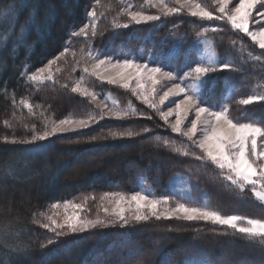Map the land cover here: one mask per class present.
<instances>
[{
	"label": "trees",
	"instance_id": "trees-1",
	"mask_svg": "<svg viewBox=\"0 0 264 264\" xmlns=\"http://www.w3.org/2000/svg\"><path fill=\"white\" fill-rule=\"evenodd\" d=\"M193 1L206 6V0ZM129 6L147 15L159 14L142 0H100L99 4L96 0H0V264H264V245L259 241L208 222L148 219L62 237L35 223L48 222L45 217L53 214L54 203L79 200L92 212L105 192H138L139 177L156 194L186 204L207 206L224 215L264 218V204L249 189L238 195L236 189L224 186L227 182L219 179V170L210 163L204 167L192 156L173 152V146L190 142L174 134L155 110L137 102L128 91L92 76L86 75L82 86L98 93L97 101L110 105L109 96L120 109L131 101L136 114L129 109V115L120 120L97 115L85 130L30 144L12 142L30 140L45 130L46 123L49 130L51 121L100 112L91 97L71 91L73 83L85 75V61L92 63L89 51L98 59L113 61L125 55L135 57L164 71L181 69L182 75L186 64L198 60L200 37L212 41L217 65L228 61L238 69L208 74L204 88L208 105L229 104L232 118L241 122L264 119V101L238 103L258 85L264 93V49L227 21L192 17L186 11L114 28V21L128 23L121 9ZM94 7L98 14L104 12L96 35L89 30L88 37L72 36L90 22L87 13ZM201 28L209 31L198 37ZM66 46L70 51L52 65L54 81L28 80ZM248 52L261 59L249 57ZM21 99H28L32 109L21 105ZM128 131L139 135H111ZM165 140L170 141L168 147ZM191 151L201 154L194 146ZM175 174L188 177L192 198L169 192ZM49 239L54 242L49 244Z\"/></svg>",
	"mask_w": 264,
	"mask_h": 264
},
{
	"label": "snow or ice",
	"instance_id": "snow-or-ice-1",
	"mask_svg": "<svg viewBox=\"0 0 264 264\" xmlns=\"http://www.w3.org/2000/svg\"><path fill=\"white\" fill-rule=\"evenodd\" d=\"M100 0H96L99 4ZM175 5L171 6L167 0H145L149 7L157 8L159 14L147 15L144 11L131 10L122 8L121 12L126 13L129 17L128 23L113 22L114 28H128L129 24L146 23L148 21H157L161 16L168 17L187 10L188 15L192 17H200L207 20L227 21L233 30H238L248 36L254 44L260 49H264V12H260L257 5L264 7V0H239L234 7H229L230 0H216L218 7L216 11L220 13L214 16L212 11L200 3H195L193 0H174ZM254 9L256 10L257 19L254 17ZM87 16L90 19L89 23H85L78 31L71 33L74 37L95 36L97 33V22L104 16V12L99 14L95 7L88 11ZM253 25L255 27H253ZM218 31L219 29H211ZM208 28H201L196 33L198 37L203 36ZM205 44L211 46L212 41L206 40ZM242 44V42H241ZM70 51L66 46L58 56L49 60L48 64L28 76V80L35 84H43L47 81H54V75L51 71L52 65L57 63L61 58ZM83 51V50H82ZM75 56V52H72ZM248 56L260 60L261 56H253L252 52H248ZM88 58L92 61L90 67L88 61H85V66L80 79L73 83L71 91L79 93L81 96L91 97L93 102H97L100 112L92 113L87 118L73 119L71 116L56 121H51V128L48 130V124H45V130L42 133L32 135L30 140L15 141L21 143H34L43 141L47 138L59 133H67L78 129L87 128L91 122H95L97 115L100 119L105 116L124 119L131 114L135 115L137 110L132 105L131 101L124 109L118 108L117 101L113 100V107H109L104 101H97L98 93L82 86L85 82V76H94L101 82L106 81L111 85H118L120 88L129 89L137 100H141L149 108L159 112L160 118L169 123V117L175 115L174 122L169 126L173 133H177L181 137H185L190 143H183L182 146H173L172 151L181 156H192L195 160L202 162L204 167L210 163L219 170V179L225 183V187L237 190V194L243 196L246 189H249L251 196L261 204H264V119L254 118L246 122H241L239 119H233L230 114V106L227 103H219L217 105H208L204 92L207 84L208 74L217 70H238L235 66L223 61L218 65L209 60L207 64L201 56L198 60L189 62L185 65L186 71L181 75V69H172L164 71L162 66L151 67L148 63H139L137 59L129 58L125 55L123 58H118L115 61L111 57L98 59L93 56L92 52H88ZM83 59V57H82ZM195 66H192V65ZM57 72L60 68L56 69ZM45 73H47L45 75ZM172 82L171 87H168L163 95H160L158 100L156 96L158 89L156 85L161 81ZM190 80V84L185 81ZM64 87H68L67 84ZM226 87L234 90L233 85ZM175 102V107H169L167 112L161 111L159 106L164 105L165 101H169L170 97H179ZM230 99V97H226ZM264 101V93L260 92V86L247 96V98L239 99V105L247 106L254 102ZM172 103V101H169ZM20 104L29 110L32 109L28 99H21ZM39 107V106H37ZM241 115H244L242 113ZM190 117H194L191 118ZM151 119L150 116L147 117ZM190 119V125L185 126V121ZM35 132V128H33ZM144 132L149 129L144 128ZM115 137H133L139 133L128 132H112ZM199 137V138H196ZM92 139H95L93 137ZM170 144L169 140L164 141L165 147ZM200 149L201 154L191 151L192 147ZM85 200L88 199L86 196ZM100 207L105 213L107 219L97 215L95 218L81 216L80 210L83 204H76L72 201L65 200L63 204L54 203L51 205L53 214L46 216L47 223H41V227L49 232L55 233L56 237H62L67 234L86 232L97 227H107L120 223L122 226L129 224L130 221L140 222L146 221L150 216L160 219H183L185 221H208L216 225L227 226L234 230L235 233L243 234L250 241H259L264 245V218H249L237 214L224 215L219 210L212 209L207 206H190L183 202H176L175 207H165L160 211L159 206L169 205L170 198L163 197L160 199L149 198L142 192H135L131 195H126L120 192H105L100 196ZM104 201L111 205V210L104 206ZM63 208V213L59 210ZM69 209H72L71 213ZM147 209V213L143 211ZM127 213V215H125ZM59 218V219H58ZM66 229V231H64ZM59 230V231H58ZM54 241L48 240L51 244Z\"/></svg>",
	"mask_w": 264,
	"mask_h": 264
},
{
	"label": "rangeland",
	"instance_id": "rangeland-1",
	"mask_svg": "<svg viewBox=\"0 0 264 264\" xmlns=\"http://www.w3.org/2000/svg\"><path fill=\"white\" fill-rule=\"evenodd\" d=\"M143 3H145V0H142ZM194 2V1H193ZM239 0H230V4H229V7H234L235 6V3H238ZM167 3L171 6H177L178 5H175V2L174 0H167ZM197 3V2H195ZM205 4L208 8V5H209V9L210 11H213L215 12L217 15H220L219 12L216 11V8L218 7V4L216 3V0H206L205 1ZM146 6H148L146 3H145ZM203 6V5H202ZM205 6V7H206ZM258 6L260 5H257V8ZM150 9L152 11H157L158 12V9L157 8H153V7H150ZM260 12H264V7H260L258 8ZM187 12V10H184ZM254 17H256L257 19H259L258 16H256V10L254 9V13H253ZM253 27H255L253 25ZM244 34V33H243ZM208 40L204 37H200V39L198 40V44H197V47H198V59L202 56L204 58V62L207 64V62L209 60L215 62L217 64V57L213 51V47H212V44L211 46H208L205 44V41ZM249 40L253 43V41L249 38ZM254 44V43H253ZM256 45V44H255ZM258 47V45H256ZM259 48V47H258ZM131 58H134L136 59L135 57H131ZM138 61V60H137ZM140 63V62H139ZM144 63H148L147 61H145ZM151 66V65H149ZM90 67V66H89ZM151 67H154V66H151ZM47 73H45L46 75ZM94 77V76H92ZM96 78V77H94ZM97 79V78H96ZM97 81L101 82L100 80L97 79ZM102 83H106L108 84L106 81L102 82ZM171 83L172 82H168V81H161L160 84L156 85V88L158 89V94L156 96V99L158 100L159 96L160 95H163V92L166 91L168 89V87H171ZM186 84H190L191 81L190 80H186L185 81ZM111 85V84H109ZM111 86H116V87H119L118 85H111ZM120 88V87H119ZM123 89V88H122ZM123 90H126L128 91L132 96V92L129 90V89H123ZM133 98L137 101V102H140L142 103L145 107L149 108L147 105H145L141 100H137L135 96H133ZM108 99L110 101V105L108 104L109 107H113V100L111 97L108 96ZM180 99H183L182 96H179V97H170L169 98V101H172V103H169V101H165V104L164 105H160L159 108L161 111H164V112H167L168 111V108L169 107H175V102L180 100ZM117 106V105H116ZM152 109V108H150ZM154 110V109H152ZM156 111V110H155ZM156 113L159 115V112L156 111ZM160 117V115H159ZM104 118H108V119H113V120H120V119H117V118H112V117H108V116H105ZM191 118H194V117H190ZM169 123H165L164 120H162L164 122V124H166V126H168V128L171 130V127L169 126V124L171 122H174L175 120V115L173 114L172 116H170L169 118ZM190 119L189 120H186L185 121V126H189L190 125ZM93 123L91 122L90 123V126L87 127V128H83V129H78L76 131H69L67 133H59V134H56V135H63V134H70V133H73V132H77V131H81V130H85V129H88L91 127ZM51 128V127H50ZM49 128V130H50ZM176 135H178L177 133H174ZM185 138V137H183ZM196 138H199V137H196ZM186 139V138H185ZM197 148V147H196ZM199 151L200 149L197 148ZM201 153V151H200ZM202 154V153H201ZM138 191L139 192H142L144 193L145 195H147L149 198H156V199H160V198H163V197H169L168 195H164V194H156L153 190H151L147 185L144 184V179L142 177H139L138 178ZM168 190L171 194H174V195H177V196H180V197H183V198H192V194H191V187H190V183H189V180H188V177L184 174H175L172 176V178L170 179L169 181V185H168ZM126 195H131V194H126ZM170 198V197H169ZM179 200H176V199H171L170 198V203L169 205H163L161 204L159 206V209L160 211H163L165 207H175V204L176 202H178ZM76 204H80L79 200L78 201H72ZM180 202V201H179ZM104 206L108 207L110 210H111V205L108 204L107 201H104ZM184 203V202H183ZM63 204V203H62ZM61 204V205H62ZM96 207L95 209H93V211L91 212L90 211V208L87 206V205H83V208L80 210V215L81 216H87L88 218H95L97 215H99L100 217H104V218H107V219H111L112 217H105V213L103 212L102 208L100 207V204H101V201H100V197L96 199ZM186 204V203H185ZM190 206H195V205H192V204H188ZM86 206L88 207L87 209L88 210H85ZM61 213H63V208H61L59 210ZM72 209H69V212L71 213ZM143 211L145 213H147V209H143ZM125 215H127V213H125ZM59 219V218H58ZM149 219H156L155 217H152L150 216ZM160 219L162 220H176V221H185L183 219H176V218H171V219H165L163 217H161ZM197 221H200V220H196V221H188V222H197ZM132 222V221H130ZM202 222H208V221H202ZM208 223H211V222H208ZM95 229V228H94ZM66 230V229H64ZM92 230V229H90ZM88 230V231H90ZM59 231V230H58Z\"/></svg>",
	"mask_w": 264,
	"mask_h": 264
}]
</instances>
